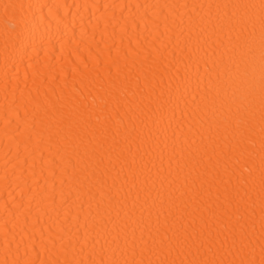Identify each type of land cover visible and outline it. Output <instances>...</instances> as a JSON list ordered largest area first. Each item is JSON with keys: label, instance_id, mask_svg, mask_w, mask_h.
<instances>
[{"label": "bare ground", "instance_id": "obj_1", "mask_svg": "<svg viewBox=\"0 0 264 264\" xmlns=\"http://www.w3.org/2000/svg\"><path fill=\"white\" fill-rule=\"evenodd\" d=\"M0 264H264V0H0Z\"/></svg>", "mask_w": 264, "mask_h": 264}]
</instances>
